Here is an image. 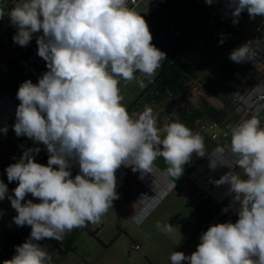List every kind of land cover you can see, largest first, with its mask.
<instances>
[{"label":"clouds","instance_id":"1","mask_svg":"<svg viewBox=\"0 0 264 264\" xmlns=\"http://www.w3.org/2000/svg\"><path fill=\"white\" fill-rule=\"evenodd\" d=\"M229 7L236 18L245 10L252 19L264 16V0H230ZM5 15L0 7V19ZM7 16L17 28L13 40L20 46L42 30L38 55L48 71L38 83L26 80L20 85L13 127L17 137L45 145L49 157L47 165L37 163L34 155L41 149L30 148L7 167L8 181L18 182L14 198L0 181V201L7 196L18 213L14 223L31 227L30 237L4 264H52L47 247L36 242L62 241L89 222L99 224L118 198L117 169L124 165L150 172L154 161L163 157L168 173L179 178L193 153L205 156L204 137L172 122L164 126L161 138L151 108L133 118L122 103L121 81L137 80L143 89L146 84L136 74L151 83L166 57L152 44L148 23L129 0H17ZM253 55L249 42L229 58L240 63ZM228 134L235 164L246 179L230 171L215 183L230 185L231 204L222 212L234 207L239 218L210 226L196 251L190 256L172 252L171 264H264V126L253 115ZM222 155V148L212 153L210 167L219 163L233 169L220 162ZM72 162L80 170L74 177ZM27 194L40 202L22 203ZM156 227L172 231L169 223Z\"/></svg>","mask_w":264,"mask_h":264},{"label":"crops","instance_id":"2","mask_svg":"<svg viewBox=\"0 0 264 264\" xmlns=\"http://www.w3.org/2000/svg\"><path fill=\"white\" fill-rule=\"evenodd\" d=\"M220 24L233 32L225 23L214 20L211 13L204 11L199 0H170L149 25L153 37L152 44L166 54L161 62V68L158 69L151 83L148 82V78L140 76L139 73L136 74L137 78L143 79L146 84L143 89L140 88L137 80L129 83L121 81L120 88L123 96L122 103L133 118L146 108L153 110L157 118V126L161 129V138L164 135V126L172 122H181L190 128L198 127L199 122L222 123L230 117L229 93L224 82L230 75L232 65H223L217 68L216 72L210 73L206 62L209 47L216 38L214 34L207 31L213 30L214 26H220ZM227 38L229 39L230 36ZM169 66L176 67L183 74V79L177 84L175 91H171L168 85L158 78L159 72ZM8 73H5V66L0 64V74L9 77L13 71ZM24 79L31 80L34 84L38 83L35 79L25 77ZM189 120H195L192 126ZM194 157L192 161L184 165L183 174L179 178L168 173V165L163 157H158L154 161L153 164L157 169L154 173L155 178L163 186L172 184L175 186L161 205H165L163 220L154 219L155 210L140 225L143 232L137 236V239L141 249L138 253L130 252L136 256L107 258L102 264H171L170 255L172 253L170 254L169 250L167 253L164 252L165 256L160 255L159 257H155L151 251L154 245L153 240L158 234L168 237V249L181 251L186 256L196 251L200 243L198 230L215 211L216 206L211 201H203L197 187L187 179L188 174L205 156L200 157L195 153ZM76 164L77 162H72V166ZM142 190L143 187L137 181L128 179L122 189L117 192L118 196L122 193V215L128 223L133 222L132 218L139 210L135 197ZM157 223L161 225L169 223L172 225V231L158 229ZM176 235H179V240L176 239ZM6 243L5 240L0 246L3 248ZM104 245L105 250L113 246V244L106 243ZM141 251L142 254L139 255ZM66 258L67 256L64 259ZM182 264H188V262L184 261Z\"/></svg>","mask_w":264,"mask_h":264},{"label":"built area","instance_id":"3","mask_svg":"<svg viewBox=\"0 0 264 264\" xmlns=\"http://www.w3.org/2000/svg\"><path fill=\"white\" fill-rule=\"evenodd\" d=\"M169 1L135 0L133 3L132 0H129V6L142 14L149 26ZM16 2L17 0H0V7H3L6 13L5 17L0 19V64L5 66V73L18 69L23 77L38 81L43 73L48 71L46 61L38 55L37 37L42 35V30L33 34V38L27 46H20L14 42L13 37L17 33V28L11 23L7 12ZM199 2L202 9L211 13L215 20L225 23L234 33L243 37V42L239 47L251 42L254 52L252 59L240 63L234 62L230 75L224 82L229 93L231 110L228 120L222 123L199 122L197 124L200 131L208 134V138L214 146L208 155L188 174L187 179L197 187L203 201H211L216 206L215 211L202 223L198 230L200 238L210 226L228 221L235 223L239 218L233 207H230L226 213L222 212L223 208L231 204L230 185H217L215 181L230 171L246 179L243 170L236 166V157L230 151L231 137L230 134L226 135L230 132V128L253 115L258 116L262 126H264V17L262 22L250 33L246 32L242 26L243 12L239 18L233 17L232 9L229 7L230 0H213L211 5L207 4L206 0H199ZM17 91L11 95L5 92L0 93V130L5 127L7 129L13 127L16 122V109L20 104ZM3 135L4 132L0 131V147L4 142ZM21 137V143L28 145L27 149L37 147L33 144L32 139L26 136ZM39 148L41 149L39 154L34 155L35 162L47 165L49 153L46 146ZM221 148L223 155L220 162L231 164L233 169L219 163L215 168L210 167L211 159L209 156ZM213 162H217L215 157H213ZM6 169L0 165V172L7 174ZM79 171V166L74 171L71 170L72 176L79 174ZM156 171L157 169L153 164L150 172L133 171L132 167H125L124 165L115 172L116 192L122 189L128 179L137 181L143 187V190L135 197L139 210L132 221L137 226L142 225L150 217L175 187L173 184L163 186L154 176ZM138 219L141 222L137 223ZM140 249L139 244L133 243L130 252L138 253Z\"/></svg>","mask_w":264,"mask_h":264},{"label":"rangeland","instance_id":"4","mask_svg":"<svg viewBox=\"0 0 264 264\" xmlns=\"http://www.w3.org/2000/svg\"><path fill=\"white\" fill-rule=\"evenodd\" d=\"M262 20L263 18L259 16H256L255 19L250 18L248 12L245 10L243 15V26L245 31L252 33ZM207 32H211L216 37L209 47L208 58L206 60L209 72L214 73L218 70L217 68H221L223 65L233 66L234 61L229 58L230 53L238 49L243 41V37L228 31L222 24H220V26H214L213 30H208ZM229 36L230 38L228 39L227 37ZM221 41H223V43H221ZM25 81L26 79L23 82ZM0 83H2L3 86H8L10 84L6 83L4 76L1 74ZM2 85L0 86V93H3L1 90ZM6 94L11 95L12 93L6 92ZM190 129H192L194 133H199L204 137L205 156H207L214 146L213 142L208 138V134L200 131L196 126L190 127ZM3 136L4 142L0 147V165L8 167L19 161L28 145H23L21 143L22 137H17L13 127H10ZM32 142L37 147L45 146L34 140H32ZM194 154L195 153H193L189 161L195 158ZM78 166V163L71 166V170L74 171ZM25 198L27 200H33L34 203L38 202L37 198H33L31 194H27ZM121 198L122 193L113 201L112 208H109L108 212L101 218L99 224H92L89 222L86 227L74 229L64 236L61 242L63 244H72L75 252L69 254L60 264H102L103 260L107 258L118 259L123 256H136L130 254V247L133 243H139L137 236H140L143 230L133 222L128 223L124 218L122 215L123 201ZM2 201L3 202L0 203V244L5 240L7 242L10 241L20 228V226L14 223V217L18 213L12 208L10 200L6 196ZM163 201L156 209L154 219L160 218L163 220L162 217L164 216L165 209V205L161 206ZM176 236V239L179 240V235ZM168 240L166 235L161 234H158L154 238V245L151 251L155 257H159L160 255L165 256L168 250L170 254L174 251L173 248L168 249ZM105 243L113 244V246L105 250ZM1 249L2 246H0V251ZM140 254H142V251L139 255ZM0 259H5V253L1 254ZM0 264H3L2 261H0Z\"/></svg>","mask_w":264,"mask_h":264},{"label":"trees","instance_id":"5","mask_svg":"<svg viewBox=\"0 0 264 264\" xmlns=\"http://www.w3.org/2000/svg\"><path fill=\"white\" fill-rule=\"evenodd\" d=\"M215 20V19H214ZM13 71L12 75H8L9 77H4V80L6 81L8 86H3L2 83H0L2 92H14L25 80L23 76L17 71V69L11 70ZM10 72V71H9ZM158 78L163 80L169 87L171 91H175L177 88V84L182 81L183 74L182 72L177 69L174 66H169L164 70H161L159 72ZM2 82V81H1ZM195 120H189L190 125L192 126L194 124ZM14 128V127H13ZM0 181H3L7 187H8V193L7 195H10L14 198V189L18 186L17 181L9 182L7 178V174L0 172ZM37 203L40 201L37 199ZM27 199L25 198L22 203H26ZM31 233V227L28 225L22 226L19 228L18 232L12 237L10 241L6 243V245L1 249L0 256L2 253H7L8 250L14 246L23 244L29 237ZM35 242V241H34ZM39 243L41 246H46L48 251L52 255V264H59L66 256H68L71 253L75 252V249L73 248L72 244H63L61 241H56L54 239H44L42 241L36 242ZM11 257L7 254L5 255V259L2 261L4 264L5 261L10 260Z\"/></svg>","mask_w":264,"mask_h":264},{"label":"flooded vegetation","instance_id":"6","mask_svg":"<svg viewBox=\"0 0 264 264\" xmlns=\"http://www.w3.org/2000/svg\"><path fill=\"white\" fill-rule=\"evenodd\" d=\"M15 248L16 247H14V246H12L9 250H8V252L6 253L8 256H13V254L15 253ZM5 254V255H6Z\"/></svg>","mask_w":264,"mask_h":264}]
</instances>
